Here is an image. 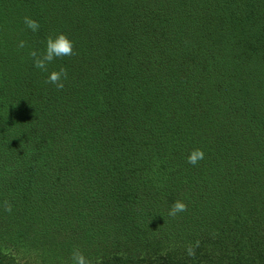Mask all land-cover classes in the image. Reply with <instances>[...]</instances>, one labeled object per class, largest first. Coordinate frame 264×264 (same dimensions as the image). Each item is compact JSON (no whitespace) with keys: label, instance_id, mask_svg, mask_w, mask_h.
Masks as SVG:
<instances>
[{"label":"trees","instance_id":"1","mask_svg":"<svg viewBox=\"0 0 264 264\" xmlns=\"http://www.w3.org/2000/svg\"><path fill=\"white\" fill-rule=\"evenodd\" d=\"M55 33L74 54L35 68ZM73 249L264 264V0H0V264Z\"/></svg>","mask_w":264,"mask_h":264},{"label":"clouds","instance_id":"2","mask_svg":"<svg viewBox=\"0 0 264 264\" xmlns=\"http://www.w3.org/2000/svg\"><path fill=\"white\" fill-rule=\"evenodd\" d=\"M23 23L25 27L35 33L39 30L40 25L39 23L28 17L25 16L23 18ZM25 42L23 40L19 41L18 47H24ZM74 54V45L73 41L69 39L63 33H55L49 35L44 40V46L42 52H37L35 50L30 51L29 55L33 58V65L35 68L46 70V66L50 64L52 61L62 58L71 56ZM66 70L64 67H60L58 70L51 71L48 73L46 78V82H50L55 85L57 89H62L64 86V79L66 78ZM204 158V152L199 149H193L189 152L186 157L187 163L191 165L197 164L198 161ZM186 209V205L182 201H175L168 209V215L170 217H175L178 213L184 212ZM10 210V209H9ZM186 254L189 257L194 255V248L193 246H188L186 248ZM71 259L73 264H89L86 260L85 256L79 249H73L71 253Z\"/></svg>","mask_w":264,"mask_h":264},{"label":"rangeland","instance_id":"3","mask_svg":"<svg viewBox=\"0 0 264 264\" xmlns=\"http://www.w3.org/2000/svg\"><path fill=\"white\" fill-rule=\"evenodd\" d=\"M19 257H20V255H19ZM30 256L29 255H27V257H24V258H22V259H28ZM28 261H32V260H28ZM33 262V261H32ZM35 264V263H34Z\"/></svg>","mask_w":264,"mask_h":264}]
</instances>
